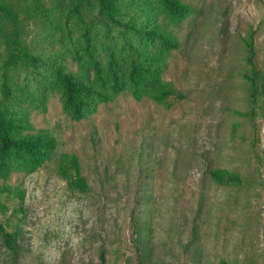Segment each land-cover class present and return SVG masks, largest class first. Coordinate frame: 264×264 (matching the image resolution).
<instances>
[{"label": "rangeland", "instance_id": "rangeland-1", "mask_svg": "<svg viewBox=\"0 0 264 264\" xmlns=\"http://www.w3.org/2000/svg\"><path fill=\"white\" fill-rule=\"evenodd\" d=\"M4 1L18 15L22 43L44 61L42 74L6 69L1 33L9 24L0 17V98L8 80L44 101L27 104L29 120L57 145L42 165L0 178V223L11 234V246L0 235V264H264V0H182L191 10L178 18L159 0H124L129 13L178 40L161 74L185 97L160 103L123 92L81 120L46 86L53 67L79 71L84 31L100 58L110 45L140 39L106 25L92 0ZM250 44L255 99L245 76ZM70 154L86 189L72 187L63 168ZM215 168L241 182H215ZM5 184L23 199L3 192Z\"/></svg>", "mask_w": 264, "mask_h": 264}, {"label": "trees", "instance_id": "trees-1", "mask_svg": "<svg viewBox=\"0 0 264 264\" xmlns=\"http://www.w3.org/2000/svg\"><path fill=\"white\" fill-rule=\"evenodd\" d=\"M91 0H76V6ZM97 12L103 16L106 25L125 27L137 36V45L126 42L116 48L110 45V52L100 58L94 39L90 32L84 31V48L87 59L83 61L80 50H76L80 64L79 71L69 70L65 65L56 64L50 81L45 83L51 89L60 91L62 106L73 120L88 117L102 103L114 100L123 92L140 100L150 97L163 103L169 99L180 100L185 96L176 87L162 78V66L171 51L179 46L178 40L168 31L161 28L160 23L149 25L142 20L135 10L129 13L124 7V0H92ZM163 10L170 18H178L190 12V6L182 0H159ZM146 16H149L146 12ZM0 17L8 22L9 27L1 36L7 54L3 60L6 69L30 70L33 66L42 74L43 57L33 53L21 41L16 11L4 0H0ZM248 62L251 64L245 76L250 83V94L257 96L259 71L253 67L254 49L249 45ZM132 51V55L128 53ZM75 55V59H77ZM22 88L13 91L8 80L3 84V98H0V178L7 179L15 170H31L50 159L57 140L54 135L44 131H34L29 120L27 104L44 108V101L30 98ZM27 98L30 100L27 101ZM32 102V103H31ZM65 171H72L70 179L72 187L86 189L88 187L80 172V163L76 155H65L63 160ZM210 177L221 184H239L241 177L235 171L222 168L210 169ZM3 192L20 194V189L5 184ZM0 235L11 246V234L7 233L0 223ZM215 264H231L221 260Z\"/></svg>", "mask_w": 264, "mask_h": 264}]
</instances>
